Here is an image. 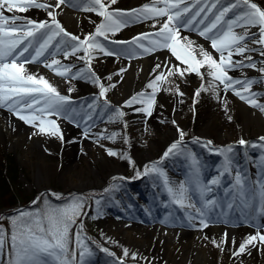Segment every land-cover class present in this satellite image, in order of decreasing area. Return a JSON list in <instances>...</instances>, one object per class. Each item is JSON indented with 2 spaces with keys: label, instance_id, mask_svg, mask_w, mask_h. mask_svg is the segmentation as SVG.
<instances>
[{
  "label": "snow or ice",
  "instance_id": "snow-or-ice-1",
  "mask_svg": "<svg viewBox=\"0 0 264 264\" xmlns=\"http://www.w3.org/2000/svg\"><path fill=\"white\" fill-rule=\"evenodd\" d=\"M65 8L88 14L92 29L80 35L66 30L58 19ZM33 9L41 10L45 18H32L28 13ZM135 24H146L148 30L121 39L123 30ZM192 32L205 43L193 40ZM159 52L170 54V59L152 67L140 91L112 104L108 93L123 81L129 68L120 66L104 77L97 74L92 61L101 54L131 61ZM30 64L42 65L68 84L67 94H61L43 74L31 72ZM246 69L259 77H249ZM236 72L240 75L233 74ZM193 76L200 81L190 97L193 106L203 92L210 91L218 101L223 92L227 111V94L231 93L264 115V92L254 90V85L264 87V6L255 0H146L134 8H123L119 0H0V107L35 129V134L63 141L58 121L66 120L76 127L83 125L84 138L101 147L104 140L118 139L130 146L123 109L150 118L158 94L163 92L178 96L183 104L184 92L174 82H187ZM80 80L91 83L96 92L86 107L77 108L71 97L75 90L72 82ZM98 122L120 130L92 131ZM172 123L178 138L158 161L146 165L143 172L137 170L134 178L149 177L154 188L162 187L171 204L184 210L183 219L194 230L206 229L221 218L227 221L230 211L225 209L238 210L240 219L256 230L238 244L233 240L230 256L238 261L257 246L264 253V175L253 179L238 160V148L244 149L245 160L249 148L259 149V162L253 159L249 164L264 173V135L257 143L240 138L237 145L226 146L193 136L191 143L222 157L217 174L205 179L199 156L187 147L186 133L175 119ZM106 151L108 156L134 163L126 152ZM178 157L188 164L189 176L173 184L161 165L168 158ZM225 178H230L228 184ZM120 192L121 184L114 180L99 196L64 197L56 192L36 196L30 208L3 217L9 227L0 224V264H91L89 258L95 252L83 236L84 218L89 216L92 202L96 205L93 220L101 218L105 206L121 204ZM145 212L151 215L150 209L145 208ZM169 217L178 218L172 213ZM126 226L131 227V223ZM211 243L220 251L227 250V233ZM95 247L110 258L106 264H150L127 247L119 256L98 243Z\"/></svg>",
  "mask_w": 264,
  "mask_h": 264
},
{
  "label": "bare ground",
  "instance_id": "bare-ground-1",
  "mask_svg": "<svg viewBox=\"0 0 264 264\" xmlns=\"http://www.w3.org/2000/svg\"><path fill=\"white\" fill-rule=\"evenodd\" d=\"M255 1L261 6H264V0ZM144 2H146V0H119L123 8L138 7ZM28 14L35 19L44 18V13L38 9H33ZM58 19H60L62 25H66L73 31L80 33H86L92 26L89 22L88 14H81L68 8H65L64 13H62ZM146 27V24L131 25L129 28L123 30L122 34H120V38L127 39L143 31ZM190 36L193 40L203 43L196 39L197 35L190 34ZM256 58L259 60L258 56ZM168 59H170V54H165L164 52L145 56L142 59H133L131 61L118 60L115 57H103L101 54L100 59H94L92 61V66L94 69L104 68L103 70L106 72L105 77H107V74L110 75L115 73L120 66L129 68L127 74L124 75L123 81L118 83L116 88L108 93L109 101L112 104H116L117 102L122 103L123 99L132 95L134 92L140 91L143 84L148 79V74L151 72L152 67L156 63L167 61ZM27 67L31 72L43 74L50 82L61 87L62 80L59 77H55L51 71L45 69L42 65L30 64L27 65ZM244 73L249 77H255L258 74L252 69H246ZM233 74L237 76L240 75L239 72ZM191 80L192 78L189 80L188 86L192 92L200 81L198 78ZM75 86L78 89L89 87L86 82L76 83ZM185 87H183V104L179 103L180 98L178 96L172 94L171 98H169L167 92H163L158 94L156 106L157 111L169 112L170 116H172V120L175 119L183 131V126L185 127L191 124L193 121L192 116L195 114L193 108L188 109L186 106L187 102L188 106L189 104L192 106V103L190 99L191 96L185 91ZM93 88L96 90L95 87ZM211 94L212 93L208 91L204 92L203 95L207 97ZM220 95L221 98L223 97L224 99L225 94L221 92ZM227 98L228 104H234L235 106V114L238 118L236 126L239 129L235 133L233 132L234 134L232 133L233 136H229L228 129H226L225 126L222 128L220 127L223 112L220 106H218L212 118L213 120H209L203 125L200 130L201 133L207 136L215 134L216 138L221 143L220 145L223 143L229 145L234 144L237 135L247 133V126L250 124L255 130H264V122L262 119L264 116L261 115L258 110L250 109L248 105L231 93L227 94ZM209 104H215V102H209ZM139 118L138 116H133L131 120H128V118L124 117V120L128 121V132L131 137L130 146L118 139L115 142L104 140L101 142L104 146L101 147L94 143L92 139H89L90 143L77 139L76 133L81 130L77 128L73 129V127L67 125L69 123L66 121L64 122L67 124H60L63 135V141H61L55 137L35 134L36 130L32 129V127H23L15 116L5 113L0 108V137L4 140L5 146L9 150L17 149L18 145L23 141L28 142V145L20 154V162L35 167L33 168L35 173L32 177V181H34L35 185L48 188L46 186L49 184V179L54 177V174L57 173L56 171H59V178L57 181L61 182V189L67 196H70L71 193L84 192L85 196L94 197L98 196L99 192H95L94 190L91 191V189H99V187H102L107 182L109 177H113L114 175L117 176V170L125 162V159L119 156H108L106 149L112 148L118 153L126 152L130 155L134 154V156H136V153L140 150V152H142V160H151L149 156L152 145L156 142L167 143L178 138L176 128L172 122L165 124L163 131L154 132L151 128L147 127V125H151L149 123L150 119H148V121ZM98 124L92 131L96 132V130H98L99 132L104 129L102 127H109L112 129L111 131L120 130L113 124ZM142 125H144V127L141 130H134L135 126L138 127ZM18 130L22 131L18 134ZM82 132L84 131L82 130ZM26 133L31 137L27 141L25 139ZM71 138L72 142L76 141V143L69 142V145L62 146L65 147V149L60 155H67L63 169H59L60 163L58 161L46 163L44 153L47 147H59V149H61L62 147L59 146V141L64 143ZM34 149L36 150L35 154ZM80 153L84 154L82 164L81 162H76V158H78L77 156L80 155ZM31 154L36 155L38 160H31ZM238 160L239 163L243 161V159L240 158H238ZM98 163L101 164L100 167L97 166ZM170 166L176 167V169L179 170L183 178L182 182L188 178L189 167L184 160L180 161V158H173L170 162ZM259 171L258 169V172ZM203 175L205 179H208L215 174L210 172ZM172 176H174L173 173ZM229 179L225 180L224 183L228 184ZM133 188L134 186L129 181L122 184L121 192L118 194L121 204H112L106 207L105 210V229L102 234V239L107 240L105 244L110 246L113 252L121 253L122 248L127 246L130 252L135 251L140 255L141 251L146 249L147 252L143 257H146L150 264H264V253L258 250L259 246L250 249V255L244 253L238 261H234L230 256L233 240L238 244L243 237L255 232L256 229L254 227L250 229L241 223L235 226L233 222L228 223V220L225 221L223 218L217 220L215 224H211L208 228L203 230H194L189 227L190 229L183 231L181 228L187 226L183 221L173 228L165 227L161 220H157V223L154 225L152 222L164 211V204L173 205L169 201L167 193L165 192L164 194V192H160V199H152L145 196L144 191L139 189L138 192L141 197L145 199V206H140L137 205V199L135 201L132 196ZM220 192H223V190L221 189ZM126 203H130L132 206L125 209L121 208V210L116 211L120 209L118 207H124ZM175 207L177 206L175 205ZM145 208L151 210V215L145 212ZM115 212L117 214H115ZM113 217H117L119 220L116 221L115 224L110 222V218ZM128 223H131V227L126 226ZM223 233H227L228 244V249L224 252L214 247L211 243L213 238L218 239ZM205 237H207V239ZM173 239V243H168Z\"/></svg>",
  "mask_w": 264,
  "mask_h": 264
},
{
  "label": "rangeland",
  "instance_id": "rangeland-1",
  "mask_svg": "<svg viewBox=\"0 0 264 264\" xmlns=\"http://www.w3.org/2000/svg\"><path fill=\"white\" fill-rule=\"evenodd\" d=\"M258 5H260V4L258 3ZM39 19H43V18L41 17ZM63 26L65 28H67L68 30H72V29L68 28L66 25H63ZM91 29H92V26L88 31H90ZM147 30H148V28H146L143 31H147ZM74 32L77 35L82 34L80 32H76V31H74ZM103 69L104 68H102V69L101 68H97V69L95 68L94 70L97 71L98 75H102L105 77L106 72ZM107 76H108V74H107ZM196 78L197 77L193 76L192 80H195ZM80 82H85V81L80 80V81L72 82L75 90L71 93V97H72V99H75V98H83L86 96V97H88L87 103H90L92 98L94 97V93L96 92V90L93 88L94 86L92 84L90 86V83H87V82H86V84H88L89 87L78 89L75 86V84L80 83ZM189 82L190 81L185 82V81H181V80H176L174 82V84H179V86L183 92H184L183 87L186 86L185 91H187L188 95L191 96L192 92L188 86ZM60 86L61 87H59L57 85L58 91L61 94H67L68 84H66L64 81H62ZM254 86L256 87V85H254ZM260 92H264V87L260 88ZM203 94H204V92L198 98V102L195 104V106H193V105L191 106L190 104L188 106V102L186 104L188 109H191V108L194 109L195 114L192 116V118H193L192 123L186 125L185 127L183 126L184 132L186 133L185 141L188 142L187 147L189 149H191L192 151L197 153L201 162H202L203 158H204V160H206L205 164H203V172L212 171L216 175L217 174L216 170L221 164L219 161V156H216L215 154L208 152L206 149H202L198 144L191 143L192 137L196 136V137H200L203 140H211V141H213V144L215 146H220L221 143L216 138L215 134H211V135H209L210 136L209 137V136L200 132L203 125L207 121L213 120L212 118H213V116L217 110V107L220 106V108L222 109V112H223L222 116H221L222 122H221L220 127L222 128L223 126H225V128L228 129L229 136H231L233 132L235 133L239 129L236 126L238 118L235 114L236 109H235L234 104L230 105V103H229L227 111H225V106L223 103V97L220 98L219 101H217V99H215L212 94L210 96L208 95L209 97L208 96L206 97V95H203ZM167 95L169 98H171L172 93L167 92ZM89 97H91V98H89ZM213 101L215 102V104H209V102H213ZM250 109H252V108H250ZM123 111H125V113H126L125 117L128 118V120H131L133 118V116H138V117H140L139 119H144V120L150 119L151 122L149 120L148 121L151 125L150 126L147 125V127L151 128L154 132L163 131L165 124L173 121L172 116H170L169 112L157 111V108H155L153 115L150 118L144 117L142 114L134 113L129 108H124ZM229 117H231V119H229ZM262 119L264 122V118H262ZM22 122L23 121H20V123H22ZM58 123L60 124V121H58ZM24 125L26 128L31 127V126L26 125V124H24ZM263 125H264V123H263ZM143 127H144V125L138 126V127L135 126L134 130H138V129L141 130ZM60 128H61V125H60ZM102 128L105 129V127H102ZM106 128L109 132L112 130L109 127H106ZM21 131L22 130H18V134ZM96 132H98V130H96ZM76 134H77L76 137H78L77 139H79L80 141H87L88 143H90L89 139L84 138V132L79 131ZM262 135H264V130H255L253 128V126H251V124H250L247 126V133L237 135L234 144H231V145H237L239 138H244V139H246L252 143H257L258 138ZM25 136H26L25 137L26 141L31 138L29 136V134H27V133L25 134ZM173 140L170 142H167V143L156 142L154 145H152V147L150 149V151H151L150 156H149V158L151 160H149V159L142 160V156H141L142 152H140V150L138 153H136V156H134V154H132V155L128 154L134 163L130 164L128 162V160L125 159L124 164L122 166H120L119 169L117 170V174H118L117 176L114 175L113 177H109L107 179V182L102 187H99V189H91V191L94 190L95 192L96 191L99 192V194H98V196H99L103 192V189L110 186L114 180L116 183H119L121 185L124 184L126 181H129L134 186V188L132 190V196L134 197L135 201L137 199V201H138L137 205L145 206V201H144L145 199L142 198L140 193L138 192L139 188H141V190L144 191L145 196H148L152 199H160L159 192H160L161 188L159 190L154 188L153 187V180L150 179L149 177L142 176L141 178H134L135 172L137 170L143 172L144 167L146 165H150L152 162L158 161L160 159V157L162 156L163 151H165L167 149V147L173 142ZM230 141H232V140H230ZM69 142H72V138L66 140L64 143L59 141V143H60L59 146L62 147V146L69 145ZM72 143H76V141L72 142ZM27 145H28V142L23 141L20 143V145H18L17 149L9 150L6 148L4 140L0 137V178L6 183V187L10 191V193H8V195H6L4 197H0V204H3V206H0V208L3 207V209H4V211H2L0 213V224H3L5 227H9V226L7 225V223L5 222L3 217L7 216V214H9L10 210H12V209L14 210V212H17L18 210H21V209L26 210V209L30 208L31 207V201L36 196H43L46 192L47 193L56 192V193L63 195L64 197H68L67 194H65L61 189L62 188L61 182L57 181V179L59 178V176H58L59 171H56L57 173L54 174V177L49 179V184H48V186H46L48 188H43V186L35 185L34 181H32L33 174L35 173V170L33 168H35V167L29 166L28 164H23L20 162V154H21V152H23V150L25 149V147ZM80 145L83 147V145L81 143H80ZM222 145L226 146V144H224V143ZM86 146H88V145H86ZM64 149H65V147H62L61 149H59V147H54V148L47 147V149L44 153V159H45L46 163L58 161L60 163L59 169L60 170L63 169L67 155L62 154V156H61L60 154L62 151H64ZM35 151L36 150L34 149V154H35ZM238 151L240 152V156H241L244 149L238 148ZM248 151H249V153L254 155V159L258 163L259 162V156L261 155V151L259 149L253 150L251 148H249ZM80 155L77 156L78 158H76V162H81V164H82L83 159H84V154L80 153ZM240 156H238V158H240ZM178 158H180V161L184 160L182 157H178ZM30 159L36 160L37 156L31 154ZM172 159L173 158H168L165 161H163L162 165H161L162 168L164 169V168L170 167V162ZM100 165L101 164H99V163L97 164V166H99V167H100ZM250 173H251L253 179H255L258 175H264V173H261L260 171L258 172V169L255 166L250 168ZM227 179H229V178H227ZM181 182H182V180H181ZM178 183L179 182H177V183L174 182L173 184H178ZM10 194L12 196H10ZM77 195L85 196V193L82 192V193H75V194L71 193L70 194V196H77ZM85 197H87V196H85ZM11 200H12V205L10 207L9 206L5 207L7 205H4V204H7ZM131 206H132V204L126 203V205L124 204V207H121V208L125 209L127 207L130 208ZM106 207H108V206H105L102 209L104 214L101 216V218L98 220H93V219H91V216H94L96 214V211H95L96 205L94 202H92L90 214L88 217L84 218L83 236L86 238L87 243H91V246L93 247V250L95 252V255L93 257L89 258L91 261V264H106V262L110 259L109 257L106 256V254L100 252L99 249H97L95 247V243H98L101 246L107 247L111 250L110 246H107L105 244L107 240L102 239V234H103L104 229H105V227H104L105 221L104 220L106 219L105 218L106 217V214H105ZM3 209H0V210H3ZM86 210H88V209L86 208ZM169 213H172L174 217H177V216H179V213L180 214L184 213V210H181L178 207L176 208L175 206H168V208H166V210H164V212L160 213L161 220L164 221L167 225L173 226L177 218L173 219V218L169 217ZM166 217H168L167 220L165 219ZM182 219H183V216H182ZM116 221H119L118 218H116V217L110 218V222L112 224H115ZM185 222L187 223V221H185ZM153 224H155V223H153ZM183 230H186V228H184ZM73 233H74V230H73ZM204 236H206V235H204ZM93 241L95 243H92ZM173 242H174V239L168 243H173ZM72 246L75 247L74 235H73ZM148 250H150V249H148ZM146 252H147L146 249L142 250L140 256H145ZM115 253L117 254V256H119L121 254L120 252H115ZM141 264H143V261H141ZM159 264H163V263H159Z\"/></svg>",
  "mask_w": 264,
  "mask_h": 264
},
{
  "label": "trees",
  "instance_id": "trees-1",
  "mask_svg": "<svg viewBox=\"0 0 264 264\" xmlns=\"http://www.w3.org/2000/svg\"><path fill=\"white\" fill-rule=\"evenodd\" d=\"M8 193H10V191L6 187V183L2 180L1 183H0V197H4V196L8 195ZM10 196H12V195L10 194ZM9 202H12V200L9 201ZM8 203L4 204V205H8ZM0 206H3V204H0Z\"/></svg>",
  "mask_w": 264,
  "mask_h": 264
},
{
  "label": "flooded vegetation",
  "instance_id": "flooded-vegetation-1",
  "mask_svg": "<svg viewBox=\"0 0 264 264\" xmlns=\"http://www.w3.org/2000/svg\"><path fill=\"white\" fill-rule=\"evenodd\" d=\"M17 198H18V197H17ZM18 199H19V198H18ZM11 205H12V202H9L8 205L5 206V207H8V206L10 207ZM13 213H15L14 210H13V209L10 210L9 214H13ZM9 214H7V215H9Z\"/></svg>",
  "mask_w": 264,
  "mask_h": 264
}]
</instances>
